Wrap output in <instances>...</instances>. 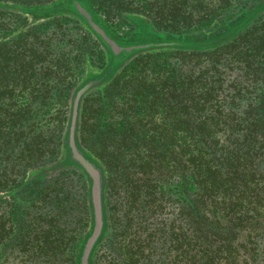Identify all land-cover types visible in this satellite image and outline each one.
<instances>
[{
  "label": "trees",
  "instance_id": "obj_1",
  "mask_svg": "<svg viewBox=\"0 0 264 264\" xmlns=\"http://www.w3.org/2000/svg\"><path fill=\"white\" fill-rule=\"evenodd\" d=\"M90 4L179 38L115 51L91 27L101 28ZM3 14L23 22L8 34L0 27V200L72 169L87 184L92 223L74 264H96L110 231L121 239L112 264H264V0H0ZM62 17L110 53L95 76L65 83L40 64V43L27 38ZM151 54L173 60L126 92L125 134L104 120L82 135L89 95L107 101L121 68ZM31 82L60 106L16 105Z\"/></svg>",
  "mask_w": 264,
  "mask_h": 264
},
{
  "label": "rangeland",
  "instance_id": "obj_2",
  "mask_svg": "<svg viewBox=\"0 0 264 264\" xmlns=\"http://www.w3.org/2000/svg\"><path fill=\"white\" fill-rule=\"evenodd\" d=\"M89 7L95 20L115 44L130 45L149 40L179 38L177 34L151 26L144 16L131 14L121 18L104 9L97 11L94 4ZM21 22L20 18L9 14L0 16V27L5 34ZM95 38L91 31H85L77 22L62 17L40 24L35 34L27 39H33V44L40 43L42 66L58 67L59 71L56 70L55 74L59 73L65 83H74L80 76H95L111 60L110 53ZM28 43L23 45L29 47ZM55 59L58 60L54 62ZM172 60L171 57L159 54L129 60L118 72V81L112 85L107 101L102 100L96 91L87 98L82 135H96L92 131V122L103 123L104 120L112 124L111 127H116L117 135H124L123 123L119 124L117 120L123 118L121 115L130 114L125 109L132 99L126 92L143 86V81L148 78L154 80L158 71ZM19 89L23 90L15 92L16 105L30 103L33 106H60V100L56 101L53 96L51 98L47 92L42 91V86L34 82L20 86ZM27 92L32 98H26ZM103 106L106 112L102 110ZM108 109H111V113ZM92 140L88 139L93 143ZM86 145L90 146V142H86ZM96 148L100 151L102 149L100 145ZM82 175L80 171L66 170L56 179H44L28 185L29 189L21 191L15 199L7 200V195L2 196L0 264H74L75 253L84 247L85 236L92 227L88 187ZM120 240L116 233L108 232L100 242L94 263L112 264V257L121 252Z\"/></svg>",
  "mask_w": 264,
  "mask_h": 264
},
{
  "label": "water",
  "instance_id": "obj_3",
  "mask_svg": "<svg viewBox=\"0 0 264 264\" xmlns=\"http://www.w3.org/2000/svg\"><path fill=\"white\" fill-rule=\"evenodd\" d=\"M91 27L100 35H104V31L95 23L91 22L90 23ZM105 39L106 41H108L114 48L116 46V44L113 42V40H111L108 36H105ZM76 157L79 159L80 163H84V159L82 157H79L77 154H76ZM95 197H94V203H95ZM94 209H95V214L96 216L99 214V210H98V207L96 206V203L94 205ZM100 231H101V222L100 221H97L96 224H95V227L93 229V232L91 234V236L88 238L87 242H86V245H85V257H88L93 245H94V242L96 240V238L99 236L100 234Z\"/></svg>",
  "mask_w": 264,
  "mask_h": 264
},
{
  "label": "flooded vegetation",
  "instance_id": "obj_4",
  "mask_svg": "<svg viewBox=\"0 0 264 264\" xmlns=\"http://www.w3.org/2000/svg\"><path fill=\"white\" fill-rule=\"evenodd\" d=\"M105 36H107V34L104 32V35L102 36L101 35V37L103 38V39H105ZM105 41H106V39H105ZM107 43H108V45L113 49V50H115V51H117V49L119 48L118 46H115V48L108 42V41H106ZM84 167H85V169H89L90 168V166H89V164H87L85 161H84V163L82 164ZM95 243V242H94Z\"/></svg>",
  "mask_w": 264,
  "mask_h": 264
}]
</instances>
